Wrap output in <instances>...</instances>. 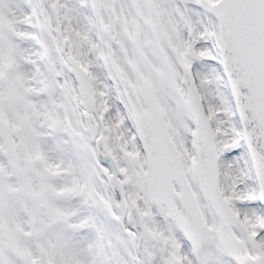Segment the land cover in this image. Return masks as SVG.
Masks as SVG:
<instances>
[{"label":"snow or ice","instance_id":"snow-or-ice-1","mask_svg":"<svg viewBox=\"0 0 264 264\" xmlns=\"http://www.w3.org/2000/svg\"><path fill=\"white\" fill-rule=\"evenodd\" d=\"M0 264H264V0H0Z\"/></svg>","mask_w":264,"mask_h":264}]
</instances>
